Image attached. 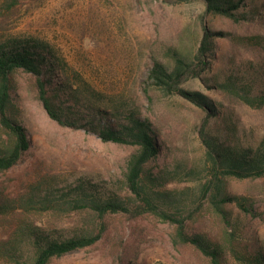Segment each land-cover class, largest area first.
<instances>
[{
	"label": "rangeland",
	"instance_id": "374dc122",
	"mask_svg": "<svg viewBox=\"0 0 264 264\" xmlns=\"http://www.w3.org/2000/svg\"><path fill=\"white\" fill-rule=\"evenodd\" d=\"M254 1L264 14V0ZM204 10L201 1L0 0V41L40 40L95 89L135 106L157 131L161 144L158 156L146 168L160 177V172H167V189L174 193L167 200L170 205L159 201L161 208L182 219L186 233L215 239L224 249L227 264H239L229 253L230 234L251 249L258 246L264 251V177L219 175L218 180H211V166L196 135L202 112L158 88L147 89V94L143 90L153 58L170 68L169 50L192 57L205 24L224 35L215 40L209 71L188 80L183 88L203 93L221 104L220 111L234 114L238 142H259L264 135V107H249L208 85L230 67L263 64L264 15L235 21L204 15ZM11 98L14 117L27 130L31 145L16 166L0 172L1 198L18 207L16 199L37 183H54L59 190L85 177L108 184L131 210L141 204L130 194L124 177L136 147L102 142L92 133L60 127L47 116L37 99L35 82L26 73L15 74ZM0 136L5 138L1 129ZM47 189V185L41 187L42 192ZM216 189L245 197L256 216L226 205L232 213L226 224L211 201ZM22 221L65 237L103 232L93 246L54 258L49 264H211L194 247L175 243V225L150 213L133 218L128 213L98 216L55 205L16 209L0 214V244ZM0 264L13 263L0 259Z\"/></svg>",
	"mask_w": 264,
	"mask_h": 264
},
{
	"label": "trees",
	"instance_id": "16d2710c",
	"mask_svg": "<svg viewBox=\"0 0 264 264\" xmlns=\"http://www.w3.org/2000/svg\"><path fill=\"white\" fill-rule=\"evenodd\" d=\"M180 1H201L205 6L204 15L217 14L235 21L264 15L254 0ZM223 35L202 24L193 56L188 58L177 50H169L172 61L170 68L153 58L143 81V90L147 94V89L158 88L167 95L182 98L202 112L196 135L211 166V180H218L219 175L235 179L262 178L264 135L256 145L238 142V120L234 114L220 111L218 108H221V104L212 102L203 93L183 88L188 80L201 78L209 71L210 55L216 48L215 40ZM18 72L33 78L38 101L47 116L60 127L92 133L102 142L136 147V152L128 160L124 177L130 194L141 204L131 210L105 182H93L81 177L59 190L54 183H37L23 197L16 199L19 201L18 207L0 197V214L14 213L16 209L36 205L89 210L98 216L128 213L136 218L150 213L175 225V243L194 247L211 264H227L224 249L215 239L203 233H186L183 220L173 218L161 208L159 201L165 207L170 205L167 200L174 193L167 189V172H160V177L146 168L158 156L161 146L157 131L149 120L135 106L117 101L95 89L55 49L34 38L0 41V129L5 135L4 139L0 136V172L16 166L31 145L27 130L13 114L11 93ZM208 86L249 107L260 109L264 107V62L262 65L249 63L230 67L220 77L214 76ZM144 180L150 184L149 187ZM43 185L48 186L45 192L41 190ZM41 193H44L43 196ZM211 201L226 224L232 215L225 209L226 205H234L243 213L256 216L252 204L243 196L216 189ZM19 224L0 244V259L13 264H21L23 260L29 261V264H49L54 258L93 246L103 233L65 237L57 231L44 230L25 221ZM227 243L229 253L239 264H264V251H260L258 246L251 249L231 234Z\"/></svg>",
	"mask_w": 264,
	"mask_h": 264
}]
</instances>
